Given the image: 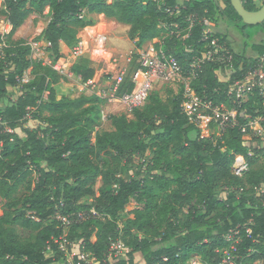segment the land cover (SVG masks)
I'll return each instance as SVG.
<instances>
[{
    "label": "trees",
    "instance_id": "1",
    "mask_svg": "<svg viewBox=\"0 0 264 264\" xmlns=\"http://www.w3.org/2000/svg\"><path fill=\"white\" fill-rule=\"evenodd\" d=\"M249 12L259 10L258 0H241ZM0 17L11 27L0 31V198L5 201L0 217V264H60L63 254L52 244L63 235L72 216L68 239L81 244L98 264H104L111 242L121 240L130 252L114 263L222 264L229 247L225 236L240 229L235 264H264V140L253 135L250 118H262L264 99L255 91L237 107V125L222 136L202 135L182 111L184 85L178 94L164 100L153 91L142 108L131 116L109 118L113 129L100 131L102 101L95 94L71 98L57 86L68 79L49 65L32 59L31 44L15 39L32 15L50 22L34 42L44 46L46 57L57 64L64 44L79 47V34L104 15L129 26L128 37L136 52L153 41L157 51L174 57L183 76L198 96L213 105L236 107L230 87L244 80L264 56V40L253 42L231 0H0ZM177 7L179 10L177 12ZM220 22L237 29L244 47L234 52L227 36L214 33L205 39L206 26L188 19ZM163 25L170 28L165 30ZM178 25L179 28L172 26ZM264 35V23L257 26ZM258 34V33H257ZM232 55L229 80L219 74L226 65L205 60L213 39ZM221 55V54H220ZM31 69L28 82L22 79ZM140 69L135 54L117 96L132 93L133 75ZM70 72L82 85L96 74L92 61L79 57ZM21 96L13 100L11 88ZM38 122L36 128L28 126ZM99 128V131L97 130ZM94 139V141H93ZM149 153L145 177L123 176L137 155ZM243 157L249 171L232 174L233 163ZM101 179L102 187L95 185ZM21 191L27 193L18 198ZM224 196V198H221ZM96 210L97 216L76 222L80 212ZM51 244V250L48 246Z\"/></svg>",
    "mask_w": 264,
    "mask_h": 264
},
{
    "label": "built area",
    "instance_id": "2",
    "mask_svg": "<svg viewBox=\"0 0 264 264\" xmlns=\"http://www.w3.org/2000/svg\"><path fill=\"white\" fill-rule=\"evenodd\" d=\"M176 10L177 12L180 11L179 7H177ZM188 22H190L191 27L196 22L204 24L206 26L204 33L205 39L214 35L213 31L210 29L213 25L210 20H198L196 16H191ZM172 27L179 28L178 25ZM163 28L168 30L170 27L168 25H163ZM104 40L106 41L105 35L100 34L97 36V41L102 42ZM218 41L217 38L213 39V49L204 54L202 59L196 64L192 65L193 69L205 60L217 61L226 65L227 69L230 68L232 55L228 50L219 46ZM31 48L33 61L49 65L62 76L68 75L67 65L63 64V62L62 64H53L52 61L46 57V51L45 49L42 50L41 45L31 43ZM71 53L75 59L82 57L84 52L81 44L79 47L72 50ZM140 57L141 65L144 69L138 70L132 77V81L135 84L133 92L117 96L127 71L126 68H122L118 76L111 79L107 91H99L96 93V96L101 99L103 104H120L126 107L131 113L132 110L142 108L147 103L149 96L155 91L158 83H169L183 75L182 68L178 61L172 56H167L163 51H157L154 46H150L148 51L142 53ZM194 75L193 71L190 72L187 78L189 80L184 84L182 111L192 124H195L202 132H207L208 136L211 134L222 136L227 129L235 127L238 121L237 107H241L242 104L246 103L255 91H258L260 96L264 99V56L260 58L259 66L256 70L250 73L244 80L237 81L230 87L229 93L236 98V107L229 108L224 104L213 105L212 102L206 101L198 96L190 87L189 83ZM29 80L30 79L26 76L22 79L24 83ZM101 114L102 121L106 122L108 116L102 105ZM248 125L253 129L255 137H261L264 140V125L262 118H250ZM97 130L99 131V128H97ZM248 171L249 164L243 157H239L233 163L232 174L234 176L243 177ZM96 216V210L92 209L90 212H80L76 214L75 220L78 223ZM71 217L72 216L62 217L60 214L57 215V219L64 223V227L70 226L72 221ZM67 234L68 233L64 231L63 235L52 241V244L63 254V262L60 264H98L97 260L93 258L91 254L82 251V247H80L81 244L70 242ZM225 241L229 243V247L223 251L224 258L222 264H235L236 258L234 252H236V244L240 241V229L232 230L226 234ZM76 245H78L79 248L76 247ZM48 250H51V244L48 246ZM129 252L130 248L126 247L121 240L112 241L104 264L108 262L114 263Z\"/></svg>",
    "mask_w": 264,
    "mask_h": 264
},
{
    "label": "rangeland",
    "instance_id": "3",
    "mask_svg": "<svg viewBox=\"0 0 264 264\" xmlns=\"http://www.w3.org/2000/svg\"><path fill=\"white\" fill-rule=\"evenodd\" d=\"M109 2H112V0H108ZM182 2V1H181ZM257 6L261 8L264 5V0H258ZM1 8V3H0ZM51 13L47 9L45 11L44 16L39 15H32L29 17V19L25 22V24L17 31L15 34V39H25L30 44H34V39L39 36L42 31L48 26V23L50 22ZM222 23L220 22L219 25H212L210 28L214 33L218 32L221 33L224 36H228L226 33V28L223 26L224 29H221ZM225 24V23H224ZM227 25V24H226ZM230 27V26H229ZM80 32V40L82 42L81 46L83 48L84 55L83 57L92 59V60H98L96 62V65L94 66L96 69V74L92 82H89L87 85H82L80 80H76L72 78V80H67L66 82H61L56 88L60 94H65L71 98H77L81 95H87L91 96L96 94L99 91H107L108 90V84L111 82V79L113 77L118 76L120 70L122 68L128 69L129 64L131 62V59L133 60L134 55L137 53L140 56L142 53H145L148 51L150 46H155L157 42L159 41H153L151 43H147L141 51L136 52L135 45L133 42L127 41L126 38H128V34H125L129 31V27L124 25H116L114 21H104L102 25H100L98 28L94 29H87ZM0 31H3L4 33H9L11 31V27L7 26L5 22L3 21V18L0 17ZM231 31L234 32V34L230 35V39L235 45V49L237 52H240L241 49L244 47V39L243 36L240 34V32L231 27ZM260 29H258L257 26L254 27H248L247 33L253 37V42H259L261 39L264 38V35L259 32ZM258 33V34H257ZM105 35L106 41L100 42L97 41L98 35ZM262 36V37H261ZM237 38V39H236ZM84 40H86L88 43L87 45H84ZM118 40H122L119 42ZM130 42V43H129ZM42 50H44V46H41ZM62 52V51H61ZM63 57L62 60L58 63L63 62V64L67 65V69L70 70L71 66L75 63V61L78 59H75L72 56L71 51H65L62 52ZM232 71L228 69L224 74H219V78L222 81L229 80V76L231 75ZM27 78H31V69L28 70L25 74ZM189 79L185 78L183 75L181 77H178L174 81H171L169 83H158L156 86L155 92H158L160 96L167 100L169 97H172L173 95H176L181 90L182 86L188 81ZM10 92H13L15 96L13 97V100H17L19 96H21L20 87L19 88H11ZM104 111L106 112L108 116V120L106 122H103L101 119L97 120V125L101 126L100 131H107L111 130V122L109 118L114 115H122V114H128L129 110H127L125 107H123L120 104H102ZM120 107L125 108V110H122ZM101 111V108L96 109V113L99 114ZM130 113V112H129ZM38 122L30 121L28 126L31 128H36L38 126ZM202 135L204 137H208L207 132H202ZM255 138V135L247 134L244 136V139L247 140L250 143L257 144L253 139ZM0 150H1V144H0ZM151 163V156L149 153L143 154V155H137L133 159V163L126 169L124 178L127 180L131 179H142L145 177L146 170L148 168V165ZM102 187L101 179H98L95 190L98 191ZM27 195L26 192L21 191L18 198H22L23 196ZM221 198H224L222 196ZM5 205V201H3L0 198V217L2 216L3 208ZM63 231L66 233L69 232V226L64 227ZM82 245H80L81 247ZM76 247L79 248L78 245ZM83 252V248H81ZM78 252V251H77ZM89 255V254H87ZM94 258V257H93ZM136 264H143L144 259L141 255L136 256L135 260ZM191 264H200L199 259L194 257L191 260Z\"/></svg>",
    "mask_w": 264,
    "mask_h": 264
},
{
    "label": "crops",
    "instance_id": "4",
    "mask_svg": "<svg viewBox=\"0 0 264 264\" xmlns=\"http://www.w3.org/2000/svg\"><path fill=\"white\" fill-rule=\"evenodd\" d=\"M181 1H183V0H181ZM94 20H95V24L93 25V26H89V27H87V29H94V28H98L100 25H102V23H104V21H114L115 22V24L116 25H118V26H120V25H123V24H120V23H118L117 21H115L114 19H109V18H106L104 15H95L94 16ZM124 26H127V25H124ZM223 26L226 28V33H227V39H228V41L231 43V47H232V49H233V51L234 52H237V50L235 49V45H234V43L232 42V40L230 39V35L231 34H234V32L233 31H231V27H229L228 25H226V24H224V23H222V27H221V29H224L223 28ZM127 27H129V26H127ZM86 29V30H87ZM85 30V29H84ZM83 31V30H82ZM81 31V32H82ZM129 32V31H128ZM128 32L127 33H125V34H128ZM128 36V35H127ZM262 37V36H261ZM79 38H80V35H79ZM127 39V41H128V39H129V37L128 38H126ZM237 39V38H236ZM262 40H264V38L263 39H261L260 41H262ZM119 42H121L120 40H118ZM129 41H130V39H129ZM87 41L86 40H84V43H86ZM130 43V42H129ZM149 43H151V42H149ZM81 44H82V42H81ZM68 49H67V47L64 45V44H62V46H61V51L62 52H65V51H67ZM68 51H70V50H68ZM62 60V59H61ZM60 60V61H61ZM91 61H92V63H93V66H95L96 65V62L98 61V60H92V59H90ZM63 61V60H62ZM68 70V75H66V76H64L65 78H67L68 80H72V78H74V79H76L77 80V78H75L73 75H71L72 73L70 72V70L69 69H67ZM97 72V71H96ZM78 80H80V79H78ZM81 81V80H80ZM92 82V81H91ZM93 83V82H92ZM108 85H110V82H109V84ZM95 94V93H94ZM96 95V94H95ZM102 104H103V102H102ZM109 105V104H108ZM123 106V105H122ZM124 107V106H123ZM123 107H120L122 110H125V108H123ZM127 109V108H126ZM128 110V109H127ZM131 113H129L128 112V114H124V115H128L129 117L131 116L130 115ZM121 115V114H120ZM111 128L113 129V127H112V124H111ZM111 129V130H112ZM110 131V130H109ZM93 141H94V139H93Z\"/></svg>",
    "mask_w": 264,
    "mask_h": 264
},
{
    "label": "water",
    "instance_id": "5",
    "mask_svg": "<svg viewBox=\"0 0 264 264\" xmlns=\"http://www.w3.org/2000/svg\"><path fill=\"white\" fill-rule=\"evenodd\" d=\"M231 2L246 25L254 27L264 23V5L256 12H249L244 8L241 0H231Z\"/></svg>",
    "mask_w": 264,
    "mask_h": 264
},
{
    "label": "bare ground",
    "instance_id": "6",
    "mask_svg": "<svg viewBox=\"0 0 264 264\" xmlns=\"http://www.w3.org/2000/svg\"><path fill=\"white\" fill-rule=\"evenodd\" d=\"M102 42H105V40H104V41H102ZM87 43H88V42L84 43V45H87Z\"/></svg>",
    "mask_w": 264,
    "mask_h": 264
}]
</instances>
